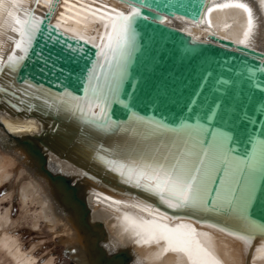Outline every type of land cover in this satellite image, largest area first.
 <instances>
[{
	"label": "water",
	"instance_id": "water-1",
	"mask_svg": "<svg viewBox=\"0 0 264 264\" xmlns=\"http://www.w3.org/2000/svg\"><path fill=\"white\" fill-rule=\"evenodd\" d=\"M127 1L139 7V13L131 17L130 40L121 41L116 49L102 99L107 113L95 124L110 118V130L115 131L138 120L146 126L141 129L143 134L176 140L177 153L183 148L181 152L192 157L187 180L195 175L191 193L198 194L199 202L170 206L161 202L148 179L138 185L120 179L118 171L104 167L95 154L80 149L78 117L55 111L41 96L32 97L40 105L34 107H26V99L21 100L26 104L22 108L6 96L0 100L20 115L35 116L44 126L39 133L12 136L56 186L61 202L77 215L90 264H128L131 253L123 248L110 257L105 254L99 242L104 225L89 219L90 209L81 194L84 180L71 181L66 174L54 173L47 166L49 151L84 167L85 180H101L119 191L134 192L172 216L210 221L253 240H264V51L216 34L196 39L166 21V16L176 14L198 21L207 0ZM114 8L113 42L125 16ZM50 16L48 11L33 27L29 15L26 27L33 28L27 29L33 35L13 76L19 85L27 82L37 87L48 100L56 101L65 90L83 96L99 45L65 33L50 22ZM107 63L108 59L99 86ZM163 193L177 201L182 197L170 189Z\"/></svg>",
	"mask_w": 264,
	"mask_h": 264
},
{
	"label": "bare ground",
	"instance_id": "bare-ground-1",
	"mask_svg": "<svg viewBox=\"0 0 264 264\" xmlns=\"http://www.w3.org/2000/svg\"><path fill=\"white\" fill-rule=\"evenodd\" d=\"M113 6L125 13L114 42L115 24L110 30L111 12L116 11ZM48 11L50 22L62 31L99 45L98 58L83 96L76 97L65 90L56 96V101L48 100L37 87L27 82L19 85L13 76L33 35L27 30L33 28L26 27L29 15L32 14L34 21L30 25L37 27ZM138 13L139 7L127 0H0V100L6 96L22 108L26 104L21 100L26 99L29 101L26 107H34L40 105L32 97L41 96L44 104L55 111L78 117L80 149L95 154L104 167L118 171L120 179L136 185L148 179L161 202L174 207L186 203L194 205L195 201L199 202L198 194L191 193L195 175L187 180L192 157L182 153L183 148L177 153L176 140L173 142L167 136L158 140L153 134H143L141 129L146 126L138 120L122 124L115 131L110 130V118L95 124L107 113L102 99L116 49L121 41L130 40L131 17ZM166 21L196 39H209L211 34H216L264 51V0H207L198 21L179 14L166 16ZM106 59L108 63L99 86ZM3 87L7 91H2ZM43 128L35 116L20 115L15 107L0 104V182L16 179L24 208L31 212L28 216L33 226L40 227L43 220L65 240L77 264H90L85 235L77 226V215L61 202L56 186L40 172L37 163L29 160L12 136L32 135ZM123 129H128V133ZM46 157L47 166L54 173L66 174L71 181L84 180L81 194L90 209L89 219L102 221L105 231L99 242L109 257L128 248L131 253L128 264H264V240H253L210 221L172 216L134 192L119 191L101 180L98 183L85 180L84 167L53 151ZM167 189L182 193L181 200L164 195ZM31 205L37 208L34 210ZM9 214L7 211L0 218V229L7 226ZM0 247L16 264H34L31 255L22 253L17 238L4 233Z\"/></svg>",
	"mask_w": 264,
	"mask_h": 264
},
{
	"label": "rangeland",
	"instance_id": "rangeland-1",
	"mask_svg": "<svg viewBox=\"0 0 264 264\" xmlns=\"http://www.w3.org/2000/svg\"><path fill=\"white\" fill-rule=\"evenodd\" d=\"M18 170V167L15 168V175ZM31 207L34 210L37 208L33 205ZM7 211L10 213V221L0 229V238L4 233L17 238L22 253L31 255L34 264H77L65 240L53 232L55 229L52 230L43 220L40 227L33 226L28 216L31 212L24 208L16 179L0 182V218ZM0 264H16L1 247Z\"/></svg>",
	"mask_w": 264,
	"mask_h": 264
}]
</instances>
